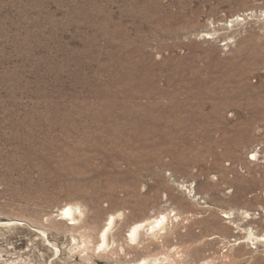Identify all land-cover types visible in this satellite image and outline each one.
<instances>
[{"label":"rangeland","instance_id":"obj_1","mask_svg":"<svg viewBox=\"0 0 264 264\" xmlns=\"http://www.w3.org/2000/svg\"><path fill=\"white\" fill-rule=\"evenodd\" d=\"M142 260L264 264V0H0V264Z\"/></svg>","mask_w":264,"mask_h":264},{"label":"bare ground","instance_id":"obj_2","mask_svg":"<svg viewBox=\"0 0 264 264\" xmlns=\"http://www.w3.org/2000/svg\"><path fill=\"white\" fill-rule=\"evenodd\" d=\"M81 214H82V211L79 205L66 204L59 210L57 216L59 217V219H63V220L66 219L68 221V224H75L79 220V217ZM166 222H167V215L161 214V213L154 216L153 218L145 217L144 219L136 221L129 228L127 237L129 240L139 243L140 240L143 238V236L146 233H148V230L150 231V234L152 236H155V234L159 230L165 227ZM114 223H115V218L113 216H109V218L106 221L105 226L101 229V231L98 234V245L97 246L99 249L101 248V251L102 249H105L109 245V239L111 236H113V234H111V231H112L113 226L115 225ZM146 236H149V235H146ZM137 264H150V263L146 260H142L138 262Z\"/></svg>","mask_w":264,"mask_h":264}]
</instances>
